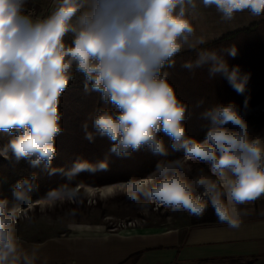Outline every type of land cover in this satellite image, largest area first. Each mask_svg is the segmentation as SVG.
Returning <instances> with one entry per match:
<instances>
[{
  "label": "clouds",
  "instance_id": "1",
  "mask_svg": "<svg viewBox=\"0 0 264 264\" xmlns=\"http://www.w3.org/2000/svg\"><path fill=\"white\" fill-rule=\"evenodd\" d=\"M27 2L0 0V131L14 133L0 153L51 166L61 131L60 96L75 67L84 74L86 89L115 106L94 116L95 132L85 123L86 138L107 136L117 155L147 147L161 157L146 175L120 185L127 199L195 217L210 207L220 223L239 229L248 214L240 206L264 196V137L250 136L244 114L233 104L203 113L210 121L203 139L189 135L187 105L164 69L185 46L204 42L193 23L201 5L230 21L245 10L264 14V0H53L50 13L35 18L25 13ZM223 52L235 57L237 47ZM204 64L244 92L247 74L230 67L217 50L201 49L183 67ZM161 133L181 155L169 157ZM191 162L207 170L191 175ZM107 167V160L78 159L66 171L69 181L56 188L60 191H49V198H74L78 189L70 182L80 172ZM34 187L35 175L22 179L14 200L30 206ZM19 204L9 207L7 198H0V264H37L39 245L25 247L16 233Z\"/></svg>",
  "mask_w": 264,
  "mask_h": 264
},
{
  "label": "trees",
  "instance_id": "2",
  "mask_svg": "<svg viewBox=\"0 0 264 264\" xmlns=\"http://www.w3.org/2000/svg\"><path fill=\"white\" fill-rule=\"evenodd\" d=\"M30 3H45L42 11L47 10V0H28ZM50 1V0H49ZM40 11V13L42 12ZM235 45L237 55L228 56L224 49ZM201 49L221 52L230 67L239 66L248 80L243 93H238L223 74L212 75L210 65L204 64L191 69L183 67L185 61L195 60ZM175 64L166 66L169 82L175 88L177 97L187 105L185 124L187 133L203 139L210 121L203 113L213 107L233 104L242 113L264 100V20L228 34L198 48L178 53L174 57ZM247 101V104L245 103ZM61 131L56 135V155L51 166L42 162L33 166L28 159H17L10 151L7 156L0 153V198H7L9 207L18 205L14 200V187L19 181L35 175V187L32 190L30 203L48 197V192L69 181L66 171L78 159L90 162L107 160L108 167L95 172H80L70 182L71 187L79 184L103 186L126 181L133 176H143L150 172L160 156L153 154L147 147L133 151L130 155H117L110 151L112 144L107 136L95 133L93 140L86 138L84 125L95 132L92 121L102 110H115V106L105 101L100 92L85 88V76L82 73L70 79L68 86L60 96ZM14 133L0 131V149L4 148L13 138ZM169 147V157L181 155L171 150V138L160 134ZM56 171L53 172L52 169ZM56 191H60L56 189ZM28 203L19 204L26 206ZM192 223L216 221L213 210L209 207L203 216H188ZM213 219V220H211Z\"/></svg>",
  "mask_w": 264,
  "mask_h": 264
},
{
  "label": "crops",
  "instance_id": "3",
  "mask_svg": "<svg viewBox=\"0 0 264 264\" xmlns=\"http://www.w3.org/2000/svg\"><path fill=\"white\" fill-rule=\"evenodd\" d=\"M36 3L40 11L46 7ZM53 7L50 0L47 10L39 13L46 16ZM262 20L263 15L240 21L243 23L213 40L178 53ZM259 104L252 108L260 109L264 100ZM257 136L264 137V129L251 137ZM240 207L248 214L242 217L239 229H230L218 220L192 223L181 217L176 223L131 219L132 224L112 226L102 219L76 220L47 232L38 227L33 232L20 221L16 233L25 247L39 245L37 264H264V196Z\"/></svg>",
  "mask_w": 264,
  "mask_h": 264
},
{
  "label": "rangeland",
  "instance_id": "4",
  "mask_svg": "<svg viewBox=\"0 0 264 264\" xmlns=\"http://www.w3.org/2000/svg\"><path fill=\"white\" fill-rule=\"evenodd\" d=\"M47 1V5H49V0ZM36 5L39 10L40 6L37 3ZM39 15L40 17L43 16L40 13ZM262 15L264 16V14L253 15L250 11L245 10L237 13L232 20L225 21L214 8H204L201 5L193 17V23L197 30V36L204 37V42H207L220 36L222 33L230 31L235 26L240 25L239 23H243L240 21L250 20L253 17H260ZM188 48L190 47L185 46L181 51ZM81 74L82 72L76 70L74 67L71 81ZM259 103L257 105H261ZM243 114L249 124L250 136L263 131L264 106H261L258 110L251 107L245 110ZM1 154L4 157L7 156L3 153ZM191 167V175L197 174L200 169L207 170V166L199 162H191ZM123 182L125 181L103 186L82 183L75 187L80 189H78L76 196L72 199L63 197V195L54 199L48 196L30 203V206L29 204L19 206L17 224L21 221L23 226L33 229V232L37 227L39 230L47 232L64 228L67 223L76 220L99 221V219H102L112 226V224L128 222L131 219L158 223H176L180 221L181 217H187L188 219V216L191 215L184 210L173 212L165 206H141L127 199L120 187ZM110 185L112 186L111 188L109 187ZM108 189H112V191L109 192ZM38 201L39 203H37Z\"/></svg>",
  "mask_w": 264,
  "mask_h": 264
},
{
  "label": "built area",
  "instance_id": "5",
  "mask_svg": "<svg viewBox=\"0 0 264 264\" xmlns=\"http://www.w3.org/2000/svg\"><path fill=\"white\" fill-rule=\"evenodd\" d=\"M24 11H25V13H30L34 18L35 17H40L37 5L34 4V3H30L29 1L25 5ZM77 189H78V187H77ZM132 223H134V222L131 221V220L128 221V224H132Z\"/></svg>",
  "mask_w": 264,
  "mask_h": 264
},
{
  "label": "bare ground",
  "instance_id": "6",
  "mask_svg": "<svg viewBox=\"0 0 264 264\" xmlns=\"http://www.w3.org/2000/svg\"><path fill=\"white\" fill-rule=\"evenodd\" d=\"M109 187L111 188L112 186L110 185ZM109 187H108V188H109ZM78 189H80V188H78ZM61 196H62V194H61ZM37 203H39V201H38Z\"/></svg>",
  "mask_w": 264,
  "mask_h": 264
},
{
  "label": "snow or ice",
  "instance_id": "7",
  "mask_svg": "<svg viewBox=\"0 0 264 264\" xmlns=\"http://www.w3.org/2000/svg\"><path fill=\"white\" fill-rule=\"evenodd\" d=\"M108 191H109V192H111V191H112V189H108Z\"/></svg>",
  "mask_w": 264,
  "mask_h": 264
}]
</instances>
